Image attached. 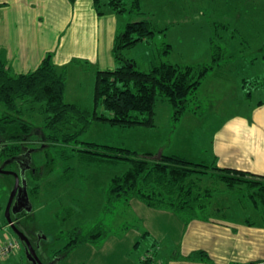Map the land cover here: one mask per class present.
<instances>
[{"label":"rangeland","instance_id":"obj_1","mask_svg":"<svg viewBox=\"0 0 264 264\" xmlns=\"http://www.w3.org/2000/svg\"><path fill=\"white\" fill-rule=\"evenodd\" d=\"M99 1L101 10L104 11L107 0ZM139 2L144 12L141 17H148L153 28L164 29L160 37L158 33L154 34L156 45L153 49L157 57H165L170 63L179 66L209 64L212 42L225 51L221 65L203 79L196 91L195 100L187 103V110L176 121L173 120V108L168 103L171 110V125L168 110L159 106L158 111L162 113L156 130L140 125L132 129L118 128L120 126L105 129L103 125L96 123L101 120H95L87 131L77 137V140L124 145V148L135 150L134 152L140 156L144 154L138 147L164 140L166 149L182 153L186 160L203 161L208 164L210 149L213 150L212 134L216 128L234 117H245L247 122L252 121L256 118L254 112L257 113L258 105L264 102V0H139ZM211 36L213 38L210 42ZM165 44L169 45V48H165ZM136 47L134 44L123 49L122 57L128 62H135V65L130 62V67L145 70L149 67L145 55L147 51L143 53ZM146 47L143 45L142 49L146 50ZM164 50H168V53L163 52ZM72 75L74 73L70 77V87L76 82ZM242 80L248 82L258 80L263 86L248 91L246 95V88L251 89L260 84L244 86ZM71 90L65 100L80 103L79 106L89 111L91 115L94 103L88 87L82 88L83 93ZM159 100L163 99L157 98L155 103L157 104ZM18 106L23 117L35 128L29 137L30 140L26 141L29 142L27 147L35 148L31 153V160L36 172L35 176H30L29 172L26 176V189L33 211L27 220L42 234L41 252H38L42 263L52 261L55 250H61L74 237V233L80 231L82 235H86L97 224H101L105 229V237L99 243L77 245L62 255L59 264L186 263L183 256L174 258L172 255L175 249L171 251L169 248L179 242L182 243V248L187 236L182 235L183 226L179 228L175 224H168L166 217H161L159 213H155V209L147 207L137 199L129 203L121 200L113 204V207L106 203L111 178L123 173L128 168L127 163L88 162L85 154L76 153V150L90 148L97 152L101 148L97 149L84 143L78 144L72 139V135L66 138V143L65 135L60 136L59 140L57 136L55 139L44 133L41 135L39 129H43L46 124L42 106L30 102L18 103ZM192 108H195L193 113ZM203 144H207V147L200 149ZM20 152L21 150L17 151L13 157ZM241 152L237 150L235 156L226 158L227 161L243 165L244 154ZM150 156L156 157L157 160L161 157H157V154ZM14 167L15 163L7 165L6 170H15ZM66 168L70 172H65ZM208 177L203 176L204 186ZM211 181L210 179L208 183ZM12 185L14 186L12 176L0 174V242L5 236L15 239L19 245V252L9 254L0 260V264H32L27 260L22 244L5 220V207ZM236 191L239 196L245 195L243 190ZM230 192L228 188L221 186V191L215 193L216 200L226 198L228 202L231 199ZM232 192L235 194V191ZM246 202L247 200L243 201L245 207L238 212L252 218L251 204ZM231 216L237 218V211L232 210ZM145 231L148 233L144 234ZM198 240L199 237L191 235L186 243L195 244L196 241L199 242ZM153 249L156 250L154 258H146ZM210 250L211 259L204 264L245 263L244 259L237 256L240 253L219 255L214 248ZM254 257V253L244 254L245 259ZM144 259L148 262H144ZM186 260L189 264H200L195 263L199 260L189 258Z\"/></svg>","mask_w":264,"mask_h":264},{"label":"trees","instance_id":"obj_2","mask_svg":"<svg viewBox=\"0 0 264 264\" xmlns=\"http://www.w3.org/2000/svg\"><path fill=\"white\" fill-rule=\"evenodd\" d=\"M93 3L97 15H102L104 12L101 10L100 1L93 0ZM107 6L118 14L144 13L139 0H107ZM163 32L164 29L153 28L148 19L126 24L124 30L115 38L112 48L113 57L119 62V66L111 71L99 70L95 74L94 108L91 115L89 111L64 100L66 73L64 68L58 69L54 66L51 54L46 55L34 71L18 76L11 75L0 59V161L20 151L22 143L30 140L29 137L35 129L32 123L23 117L18 103L40 104L46 115V124L43 129H39L41 135L44 133L55 139L57 136L58 140L60 136L65 135V143L66 138L72 135V139L78 144L101 148L98 153L90 148L76 150L77 153H84L88 162L120 161L128 164L123 173L110 180L106 194L108 206L113 207V204L121 200L130 202L137 199L149 208L170 210L185 223L204 221L210 218L207 214L211 208V197L224 186L235 191L243 190L257 205L264 222L263 175L236 168H221L215 164L207 166L188 161L178 155L161 156L160 160H157L151 158L148 152L140 156L126 148L77 140L95 120L120 127H152L157 98L171 105L174 121L187 110V103L195 100L199 85L210 72L221 65L225 51L211 42L209 64L179 66L164 62L155 65L149 72L130 67V62L122 57V50L150 40L155 33ZM165 48H169V45L165 44ZM163 52L168 53V50ZM255 83L260 84V81L243 80L244 86H254ZM261 86L263 85L246 88V95L248 91ZM203 176H209L206 178V186L203 185ZM210 179L212 181L208 183ZM246 224L251 225L253 222L247 219ZM105 234L101 224H97L86 235H82L80 231L76 232L55 255H65L82 243H99ZM146 258L153 259L152 255ZM187 258L209 259L201 250L190 253ZM144 262L148 260L144 259Z\"/></svg>","mask_w":264,"mask_h":264},{"label":"crops","instance_id":"obj_3","mask_svg":"<svg viewBox=\"0 0 264 264\" xmlns=\"http://www.w3.org/2000/svg\"><path fill=\"white\" fill-rule=\"evenodd\" d=\"M105 7L104 13L97 15L93 0H0L1 61L11 75L18 76L34 71L44 57L51 54L54 66L58 69L64 68L66 73L64 100L70 94L69 91L72 92L71 89H74L77 93H83L82 88L86 86L93 100L96 72L99 70L111 71L119 66V62L114 59L112 54L115 38L124 30L127 23L148 19V17H141L142 14L136 15L127 12L118 14L112 12L108 6L107 8ZM158 34V37H160L162 33ZM212 38V36L209 38L210 42ZM150 40H152L151 43L149 42ZM150 40L136 43V46L143 53L147 51L145 55H147L149 67L145 70L140 69L141 72H149L152 67L164 62L170 63L165 57H157L153 49V46L156 45L154 35ZM165 40L167 41L166 38ZM143 45L147 46L146 50L142 49ZM133 48L135 49V47ZM130 62L135 65L134 61ZM171 64L177 65L175 63ZM72 73H74L72 77L75 78L74 81L76 80V82L70 87ZM68 103L80 105L78 102L69 101ZM159 106H162L166 111L168 110L167 115L169 125H171L169 104L164 102V100H159L154 107L153 126L150 127L153 130L158 129L157 122L161 116L160 113H162L158 111L157 107ZM79 108L85 110L80 106ZM257 109V113L254 112L256 118L252 121L247 122L245 117H234L222 122L212 134L211 148L213 150L210 149V163L207 164L203 161H196V163L215 164L221 168H236L264 176V102H261ZM96 123L103 125L105 129L106 127H115L108 122L100 121ZM137 127L139 126L118 128L132 129ZM88 142L117 148L125 147L115 143ZM163 142L164 140L138 148H140L142 153L148 152L157 154V156L178 155L183 157L182 153L166 149ZM204 147H207V144H203L200 149ZM237 150H241V153L244 154L243 165L230 163L226 159L228 156H235ZM238 155L240 156V154ZM67 171L70 172L66 168L65 172ZM228 190L231 191L230 195L227 194L231 198L228 202H226V198L220 199L217 197L218 199L216 200L215 195L211 197V208L207 214L208 218H210L204 221L194 220L190 223H185L170 210L155 209V213H159L161 217L168 219V224H175L179 228L183 226L182 235L187 234L182 248V243L180 242L174 243V246H169L171 251L175 249L172 255L174 258L183 256L186 261L185 264H189L186 257L196 250H201L211 259L210 254L212 252L210 248H214L219 255H237V253H240L237 256L245 260L244 264H264V222L259 215L258 207L247 195L239 196L234 189ZM232 191H235V194ZM246 200L251 204V215L254 218L238 212L245 207L243 201ZM232 210L237 211V218H232ZM32 213L31 207L29 215ZM247 219H251L253 224L247 225ZM146 233L148 232L145 231L144 234ZM191 235L199 237V242L196 241L195 244L186 243L187 238ZM211 244L212 247L209 248ZM59 250H55L53 256ZM155 252L156 250L153 249L150 254L152 258H154ZM245 253H254L255 257L245 259ZM61 258L62 256L57 264L62 261ZM209 259L199 260L195 263L204 264ZM179 263L182 264V262ZM173 264H178V262Z\"/></svg>","mask_w":264,"mask_h":264},{"label":"flooded vegetation","instance_id":"obj_4","mask_svg":"<svg viewBox=\"0 0 264 264\" xmlns=\"http://www.w3.org/2000/svg\"><path fill=\"white\" fill-rule=\"evenodd\" d=\"M26 141L27 140H25L22 143L21 152L14 156V157L20 156L21 159H19V162L14 161L13 163H11L9 165H12L15 163V167H14L15 170H11V171L16 172L19 175L22 171H24V178H25L26 183H27L26 176L28 175V172L30 173V176H32V175L35 176L36 172H35L34 167L32 166V160H31V158H32L31 153L35 150V148L27 147L29 142H26ZM28 155L30 158L29 165L27 164L28 163L27 162ZM9 158H13V156L8 157V158L0 161V165L5 160H7ZM5 169H6V167H5ZM12 179L14 180L13 177H12ZM12 188H13V185H12ZM28 200H29V198H28ZM25 203L26 202H24V200H23V193L20 192L19 196H16L12 201V205L10 208V216H11L13 223L16 224L17 228L20 231H22L27 236V238L30 240L33 248L36 250V253L38 254V252H41L40 247H41L42 234L39 232V230L36 228V226L33 225V223H31L29 220H27V218H29L28 217L29 212H26L25 208L22 207L23 204H25ZM13 207L15 208V210L17 212H15V213L12 212ZM57 256H59V255H55L53 258H55Z\"/></svg>","mask_w":264,"mask_h":264},{"label":"water","instance_id":"obj_5","mask_svg":"<svg viewBox=\"0 0 264 264\" xmlns=\"http://www.w3.org/2000/svg\"><path fill=\"white\" fill-rule=\"evenodd\" d=\"M157 157H160V155ZM19 159H21L20 156H16V157L5 160L0 165V174L1 175H10L14 178V186L10 192L8 202H7V205L5 207V220H6L7 224L9 225L13 234H15L17 239L22 244V246L24 248L25 256L29 262H31L32 264H57L61 256L55 257L52 261H50L48 263H42L38 254L36 253V250L33 248L30 240L27 238V236L22 231H20L17 228L16 224H14L12 219H11L10 208L12 205V201L16 196H19L20 192L23 193V200H24V202H26L25 204H23L22 207L25 208L26 212L31 211V204L28 200L27 189H26V180L24 178V171H22L19 175L16 172L8 171L5 169V167L7 165L11 164L12 162H14V161L19 162ZM27 159H28L27 164L29 165V163H30L29 155H28ZM153 159H157V158L155 157ZM12 212L13 213L17 212L14 207L12 208Z\"/></svg>","mask_w":264,"mask_h":264},{"label":"built area","instance_id":"obj_6","mask_svg":"<svg viewBox=\"0 0 264 264\" xmlns=\"http://www.w3.org/2000/svg\"><path fill=\"white\" fill-rule=\"evenodd\" d=\"M19 252V245L15 239L5 236L3 241L0 242V260H3L9 254Z\"/></svg>","mask_w":264,"mask_h":264}]
</instances>
